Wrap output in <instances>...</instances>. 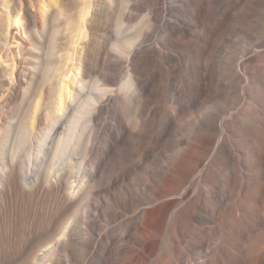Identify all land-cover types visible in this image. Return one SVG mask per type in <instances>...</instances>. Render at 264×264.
<instances>
[{
	"label": "bare ground",
	"instance_id": "6f19581e",
	"mask_svg": "<svg viewBox=\"0 0 264 264\" xmlns=\"http://www.w3.org/2000/svg\"><path fill=\"white\" fill-rule=\"evenodd\" d=\"M10 1L17 4L12 36L18 57L6 45L0 76L21 72L22 34L40 41L50 6L34 0L37 12H31L22 0ZM130 1L123 0V13L140 6ZM160 1L147 0L143 27L116 30L110 50L92 48V25L98 4L113 0H61L54 7L56 15L79 12L71 35L78 53L66 59L58 53V62L49 64L44 101L32 104L33 118L48 128L41 141L61 128L56 154L78 142L91 150L99 128L108 131V122L97 119L114 121L110 140L84 172L87 180L69 192L97 193L115 209L106 214L103 205L88 204L87 212L119 221L120 231H95V222L84 219L83 237L74 239L70 218L38 261L57 264L63 251V264H264V0H190L184 21L179 6L151 5ZM208 1L214 5H204ZM20 91L17 78L3 99ZM127 109L132 124L125 121ZM115 150L128 161L110 172L101 166ZM97 178L105 185L93 189L89 182ZM131 233L139 235L138 250L127 245ZM73 240L79 248L68 249Z\"/></svg>",
	"mask_w": 264,
	"mask_h": 264
},
{
	"label": "rangeland",
	"instance_id": "374dc122",
	"mask_svg": "<svg viewBox=\"0 0 264 264\" xmlns=\"http://www.w3.org/2000/svg\"><path fill=\"white\" fill-rule=\"evenodd\" d=\"M39 1L41 4L50 5L45 14L46 26H44L40 41L34 40L30 32L22 34L25 46L20 54L22 58L19 69L21 72H16L15 68L13 73L8 70L7 73L2 72L0 76V264H48L46 260L38 261V257L53 245L70 218L73 219L74 239H78V236L83 237L82 220L84 219L95 222V231L112 228L115 235L120 231L119 221L103 220L96 215L93 209L87 212L88 204L103 205L106 214L115 209L106 206L97 193L88 197L85 193L86 189L79 190L76 195L69 192L71 185H76V183L82 185L87 180L84 172L89 167H93V163L100 156L104 146L103 140H110L109 132H112L111 125L114 121L105 115L97 119L98 123L105 120L108 122V131L102 132L98 126L99 133H95L97 135L95 144L91 150L87 149V152L78 142L58 151L57 154L54 153L58 132L61 128L57 129L55 138H48L47 141L40 140L42 133H46L48 128L44 124L39 125L33 118L32 104L35 106L37 100L43 97L48 87L46 76L49 64L54 63L57 54L60 53L65 59L77 56V45L72 42L74 38L71 35L74 33L79 12L72 9L71 12H67L68 14L63 11L62 15H56L54 7L61 0H57V3L54 0ZM182 1L185 0H161L151 5L165 9L179 6L182 8V14L178 18L184 21L188 19L192 3L187 0V5L183 8ZM133 2L140 6L132 8L129 5L130 14H127V10L125 13L122 12L123 4H125L123 0H113L112 4L105 7L98 4L96 19L92 25L93 49L103 45L110 50L115 31L119 28H124V32H131L139 26H144L148 10L147 0L130 1V3ZM14 5H17L14 1L0 0V69L5 66L2 62V53L6 45L15 53V58L18 57L14 50L15 40L12 36L16 32V28L14 29L16 26L13 23L14 15H16ZM21 5L22 7L30 5V11L37 12L34 0H22ZM204 5L214 4L208 1ZM21 13L24 14L23 8ZM104 32H106L104 36L106 39L100 38ZM178 36L179 34L176 35ZM57 47L60 48L59 51H56ZM115 55L119 56L117 53ZM17 78L22 91L3 99V92L5 93ZM125 79L124 72H122L120 83ZM35 93L36 96L33 98ZM41 101H44V98ZM133 115L132 110L127 109L126 123H133ZM81 123L80 130L86 133L83 122ZM64 124L63 120L60 126ZM26 127L29 128L28 131ZM176 132V129L173 130L170 136L171 141ZM81 135L80 139L85 141V134ZM21 137L23 140L17 142ZM3 140H7L4 148ZM116 151L110 154L109 159L105 160V164L101 167H108V171L111 172L115 170L114 167L127 165L128 160L121 159ZM98 176L100 177L101 174ZM89 184L93 186V189H100L104 187L105 181L97 178ZM206 194L209 193L206 191ZM80 208V214L74 218L73 213ZM124 213L127 217L130 216L128 212ZM201 228L207 230L209 226L203 225ZM137 236L139 237L137 233H131L127 238V245L135 250L140 248L137 244L139 242L136 240ZM67 243V248L71 250L80 246L77 240ZM121 244L122 242L118 241L114 246ZM118 257L115 256V258ZM64 258H66L65 253L59 251L57 264H63Z\"/></svg>",
	"mask_w": 264,
	"mask_h": 264
}]
</instances>
